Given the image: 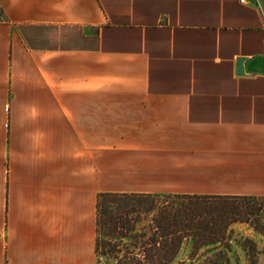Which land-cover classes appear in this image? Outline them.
<instances>
[{
    "label": "crops",
    "instance_id": "crops-1",
    "mask_svg": "<svg viewBox=\"0 0 264 264\" xmlns=\"http://www.w3.org/2000/svg\"><path fill=\"white\" fill-rule=\"evenodd\" d=\"M0 7V264H96L100 192L264 196V0Z\"/></svg>",
    "mask_w": 264,
    "mask_h": 264
},
{
    "label": "trees",
    "instance_id": "trees-1",
    "mask_svg": "<svg viewBox=\"0 0 264 264\" xmlns=\"http://www.w3.org/2000/svg\"><path fill=\"white\" fill-rule=\"evenodd\" d=\"M237 223L264 235V196L100 192L96 264H174L184 251L180 263L233 264Z\"/></svg>",
    "mask_w": 264,
    "mask_h": 264
},
{
    "label": "rangeland",
    "instance_id": "rangeland-1",
    "mask_svg": "<svg viewBox=\"0 0 264 264\" xmlns=\"http://www.w3.org/2000/svg\"><path fill=\"white\" fill-rule=\"evenodd\" d=\"M240 224V223H237ZM233 225L232 228L234 230V236L239 239L240 246L236 245L234 246L233 252H232V263L233 264H251V260L255 259L254 264H264V235L259 232L255 231L251 227H247L248 229H252V234H255V237H251L249 233L246 231V229H239V225ZM245 224V223H244ZM257 236V237H256ZM245 237H249L252 240L255 241L257 252L253 253L249 249V242L245 241ZM184 254H181L179 257V260L176 261L174 264H189V262L180 263L181 260H183L186 256V252H183ZM101 264H107L105 262H102Z\"/></svg>",
    "mask_w": 264,
    "mask_h": 264
},
{
    "label": "built area",
    "instance_id": "built-area-1",
    "mask_svg": "<svg viewBox=\"0 0 264 264\" xmlns=\"http://www.w3.org/2000/svg\"><path fill=\"white\" fill-rule=\"evenodd\" d=\"M261 23H262V27L264 29V10L261 9Z\"/></svg>",
    "mask_w": 264,
    "mask_h": 264
},
{
    "label": "water",
    "instance_id": "water-1",
    "mask_svg": "<svg viewBox=\"0 0 264 264\" xmlns=\"http://www.w3.org/2000/svg\"><path fill=\"white\" fill-rule=\"evenodd\" d=\"M241 62H242V59H239L238 60V73H242V68H241Z\"/></svg>",
    "mask_w": 264,
    "mask_h": 264
}]
</instances>
